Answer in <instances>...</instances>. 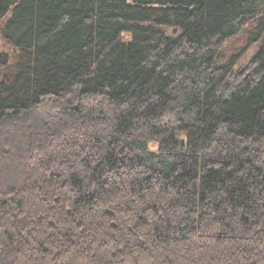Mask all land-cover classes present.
I'll use <instances>...</instances> for the list:
<instances>
[{"label":"trees","instance_id":"1","mask_svg":"<svg viewBox=\"0 0 264 264\" xmlns=\"http://www.w3.org/2000/svg\"><path fill=\"white\" fill-rule=\"evenodd\" d=\"M0 36V264H264V0H0Z\"/></svg>","mask_w":264,"mask_h":264},{"label":"rangeland","instance_id":"2","mask_svg":"<svg viewBox=\"0 0 264 264\" xmlns=\"http://www.w3.org/2000/svg\"><path fill=\"white\" fill-rule=\"evenodd\" d=\"M1 38H2V37L0 36V49H1V50H5L6 48L4 47V42L2 41ZM253 51H254V50H250L249 52L246 53V55H245V57H244V60L242 61L243 63H244L245 61H247V60L252 56Z\"/></svg>","mask_w":264,"mask_h":264}]
</instances>
